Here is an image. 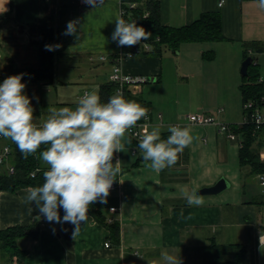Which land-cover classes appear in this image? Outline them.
Instances as JSON below:
<instances>
[{
    "label": "crops",
    "instance_id": "obj_1",
    "mask_svg": "<svg viewBox=\"0 0 264 264\" xmlns=\"http://www.w3.org/2000/svg\"><path fill=\"white\" fill-rule=\"evenodd\" d=\"M156 1L160 2L162 23L170 27L190 25L207 12H220L222 17L224 40L186 42L179 51H172L173 56H178L175 60L178 73H182L187 82L186 93L175 89L174 82L170 83L163 54H143L121 61L126 74L149 79L148 85L132 92L134 101L145 104L150 118L149 123L140 127L141 134L145 128L150 131L152 127H159L161 139L166 140L170 135L168 128L180 122L182 127L191 130L193 142L179 155L174 166L156 172L149 166L150 161H144L139 141L135 142L126 134L123 151L114 154L113 163L116 159L121 161V172L114 181L117 188L110 191L106 203L92 204L120 223L119 245L110 239V231L89 214L88 221L81 223L74 238L71 223L47 222L35 203L25 200L32 187L16 192L1 191L0 231L16 225L25 226L34 220L40 221L41 231L36 239H18L19 249L27 251L22 262L8 258L0 243V264H164L163 252L179 256L182 264H203L204 248L213 241L225 246L241 244L245 248L254 243L259 247L264 245L255 221L251 220L255 217L253 204L257 201L244 198L245 177L241 176L240 182L239 175L232 178V172L223 169L227 167L225 163L224 166L220 164L222 169L216 167L217 161H229L234 146L229 145L227 135L219 133L216 125L201 126L186 119L202 109L203 113L210 114L214 108V104H207L205 99L195 106L196 92L211 98L240 89L239 70L245 50L257 52L259 75L264 80V8L259 0ZM221 1L224 3L220 6ZM120 9L121 0H101L94 8L84 0H0V77L6 76L11 67L39 69L40 47L31 42L28 29L44 16L54 17L58 24L57 50L61 57L55 81L22 80L26 84L25 94L31 98L35 122L43 123L50 114L49 109L75 108L86 91L99 94L100 87L110 81V76L103 77V69L108 68L111 75L119 51L133 48L118 46V42L112 40L115 21L121 17ZM73 20L78 21L76 34L65 35L67 23ZM215 47L214 58L203 57L207 49L215 50ZM226 49L232 53L220 63L219 50L227 54ZM101 55L108 60L101 61ZM35 97L39 98L38 102ZM219 103L229 109V103ZM184 104L188 106H182ZM218 118L233 119L225 110ZM238 139L241 138L238 136ZM260 140L264 144L263 132ZM9 141L0 136V153L9 146ZM42 166L47 168L43 161ZM3 167L8 165H0ZM221 178L229 183L226 190L202 195L204 203L201 206L187 204L182 194L184 190L198 194L199 190L215 185ZM112 207H117L118 211L110 212ZM59 213L62 219V208ZM107 242L110 247L105 246ZM257 250L249 257L247 250L244 264H263Z\"/></svg>",
    "mask_w": 264,
    "mask_h": 264
},
{
    "label": "clouds",
    "instance_id": "obj_2",
    "mask_svg": "<svg viewBox=\"0 0 264 264\" xmlns=\"http://www.w3.org/2000/svg\"><path fill=\"white\" fill-rule=\"evenodd\" d=\"M84 2L94 8L101 0ZM259 4L264 8V0H259ZM115 22L112 40L118 42V46H135L152 37L151 32L134 20L118 17ZM77 25L78 21H69L64 34H76ZM46 49L52 50V46L46 45ZM128 57L131 58L130 53ZM23 75H10L0 83V136L10 139L25 158L37 153L41 145H48L39 153L47 166L44 183L30 188L25 200L35 203L47 222L74 225V238L81 223L88 221L90 206L107 202L110 189L121 172V161L116 159L113 163L114 154L123 151L126 133L139 121L147 119L148 109L127 100L119 89L107 102H102L100 95L92 91L85 92L75 108L49 109L48 117L38 124L31 98L25 94ZM35 99L39 101L38 97ZM168 131L170 135L166 140L161 139L159 127H152L150 131L145 128L139 137L142 157L150 161L149 166L156 172L174 166L194 139L188 127L173 125ZM182 194L189 206L204 203L197 191L184 190ZM161 259L164 264H182L179 256L168 252H163Z\"/></svg>",
    "mask_w": 264,
    "mask_h": 264
},
{
    "label": "trees",
    "instance_id": "obj_3",
    "mask_svg": "<svg viewBox=\"0 0 264 264\" xmlns=\"http://www.w3.org/2000/svg\"><path fill=\"white\" fill-rule=\"evenodd\" d=\"M134 4V7L131 5ZM121 6L125 9V20H134L138 26H142L146 31L152 33V37L146 42L150 43L152 50L141 55L152 54L162 55L163 51H179L181 45L186 42L205 43L219 42L225 39L222 31V17L220 12H207L200 15L192 24L180 28L166 26L161 21V6L156 0H121ZM29 35L31 42L40 47L41 65L39 69L19 70L11 67L9 73L0 77V83L10 75L24 74L22 80L33 82L55 81V70L61 57L57 50L58 43V24L54 17H41L37 25L30 27ZM47 46H52V50H47ZM249 49L244 52V60L249 57ZM215 50L210 49L203 53L206 59H212ZM258 64L253 57V63L248 68V75L242 79L240 86L242 100L245 103L249 99L264 95V82H260ZM253 71V72H252ZM248 78V79H247ZM117 85L108 82L100 87L99 95L102 102H107L108 98L116 91ZM133 93L126 90V99L133 100ZM145 107L142 101L138 102ZM142 119L141 121H143ZM234 132L242 140L239 150L240 166L248 168L247 176L256 178L264 174V160L260 155V147L264 145L260 140V134L254 133L252 125L233 126ZM264 133V130H263ZM137 142V141H135ZM10 155L4 165L14 167V173H10L8 167L0 168V192H16L23 188L38 187L44 183L43 173L47 170L42 166L39 153L45 150L48 145H41L37 153L29 155L27 158L20 152L17 146L10 140ZM3 165V166H4ZM36 172L35 176L31 174ZM259 203H264L261 199ZM89 215L96 221L105 226L110 231V239L115 245L120 244L121 229L117 220L109 221L106 215L93 205L89 208ZM41 231V223L34 220L28 225H16L0 231V243L4 253L11 260L16 259L22 262L27 255V251H21L17 245L19 238L32 237L38 238ZM205 261L203 264H244L247 256V249L241 244L220 245L211 242L204 248Z\"/></svg>",
    "mask_w": 264,
    "mask_h": 264
},
{
    "label": "rangeland",
    "instance_id": "obj_4",
    "mask_svg": "<svg viewBox=\"0 0 264 264\" xmlns=\"http://www.w3.org/2000/svg\"><path fill=\"white\" fill-rule=\"evenodd\" d=\"M207 50H210V49H207ZM226 51L228 52L227 49ZM230 53L232 52H228L227 54H222L219 50L220 63H223L228 57H230ZM162 54L164 58L165 73L169 76L168 78H170V83L173 85V82H174L175 85L173 86L175 87V89L179 90L180 92L186 93L184 91V88L186 87L187 82L184 80V76L181 75L182 73L181 74L178 73L179 72L178 67H177L178 65L177 63H175V60H178V56H173V53L171 50H165L163 51ZM215 55H216V47H215ZM249 56L257 59L258 54L257 52L256 53L249 52ZM242 63H241V66H242ZM257 68H258V72H261L260 67L258 66ZM239 72H240L239 75L242 80L243 76L241 75V67H240ZM103 74H104L103 77H106V78L110 76V72L108 71V68L103 69ZM145 85H148V84L146 83V84H143L142 86H145ZM200 94H201L200 92H196L194 95V98L196 99V102L194 103L195 106L202 104V99H205V102L207 104H214L213 111L217 110L218 108H224L225 114H230L233 118L230 121L221 120V122H225L228 124H231L233 122L232 124H236V125L237 124L241 125L244 123V117H245L244 116V102L242 100V95L240 93L239 88L235 90H230L227 92H222L219 95H213L211 96L212 101L209 100L211 99L209 96H206V95L200 96ZM224 101L230 104L229 109H227V107L222 103L217 104V102H224ZM182 106H188V104H184ZM200 113H203V109L198 112V114ZM216 117L218 118L219 116H216ZM218 120L220 119L218 118ZM227 142L229 143L230 146H234V150L231 153L232 155L229 161L228 160L226 162L217 161L216 167H218L219 169H222L220 164L223 165L225 163L227 164V167L223 165L224 166L223 169H226L228 171L230 170L232 172V178H234L235 175L236 176L239 175L238 179L240 182L242 181L241 176L245 177V182H244V186H245L244 195L245 196L244 198L246 201H253V200L257 201V203L255 202L253 204L256 206V210H255V217L251 220L255 221L257 225L256 227L259 230V234L263 235L264 234V203L259 204V201L261 199L264 200V188L260 185L258 176L256 178H250L246 176V173H248V168H240L239 159H238V151L240 147L239 139L236 141L229 140ZM260 155H261V158H264V145L260 147ZM258 247L259 246L256 245L255 243L251 245L250 247L247 246L246 249L248 250V257L251 254H255L256 250L258 249L257 251L261 253V263L264 264V245L259 248Z\"/></svg>",
    "mask_w": 264,
    "mask_h": 264
},
{
    "label": "built area",
    "instance_id": "obj_5",
    "mask_svg": "<svg viewBox=\"0 0 264 264\" xmlns=\"http://www.w3.org/2000/svg\"><path fill=\"white\" fill-rule=\"evenodd\" d=\"M224 1H221L220 6L223 5ZM135 5L132 4L131 7H134ZM121 17L126 14L125 9H120ZM152 50V46L150 43L146 41H141L140 44H137L133 46L132 49L126 51V50H120L119 53L114 58V65L113 70L110 75V82H113L117 85V89L121 90L123 96L126 98V90L134 91L135 89L139 88L143 84H146L149 82V79L145 76H134L131 74H126L121 66V61L124 58H129L128 54H131V58L141 55L144 52H149ZM94 57H91V60H93ZM101 61H107L108 58L105 55H101L99 58ZM260 82H264L260 78ZM87 92V91H86ZM224 108H218L215 111H211L210 114L206 113H196V114H189L186 119L193 124L201 125V126H207V125H216L219 129V133L226 134L229 140H238L237 134L233 130V125L221 122V120H218L216 116H219L223 114ZM244 123L241 125H252L254 128V133L259 134L263 132L264 130V95L249 99L244 103ZM149 114L147 116V119L143 121H139L137 126L130 129L128 131V134L136 141H139V137L142 136L140 132V127L144 124L149 123ZM175 125H182V123H176ZM240 146L242 144V140L239 139ZM11 148L10 146H5L2 152L0 153V165H4L7 162V159L10 155ZM264 160V158H262ZM9 172L14 173V167L8 166ZM36 172H33L31 174L32 177H34ZM260 184L264 187V174H261L258 176ZM117 188V184L114 182L110 191ZM118 211L117 207L110 208V212L116 213ZM113 218H110L109 221H112ZM260 242L264 243V234L260 237ZM106 247H110L111 244L109 242L105 243Z\"/></svg>",
    "mask_w": 264,
    "mask_h": 264
},
{
    "label": "water",
    "instance_id": "obj_6",
    "mask_svg": "<svg viewBox=\"0 0 264 264\" xmlns=\"http://www.w3.org/2000/svg\"><path fill=\"white\" fill-rule=\"evenodd\" d=\"M253 63V57L249 56L245 59L241 66V75L247 76L248 75V68ZM229 187V183L226 179L221 178L215 185L203 188L198 191L200 195H211V194H219L226 190Z\"/></svg>",
    "mask_w": 264,
    "mask_h": 264
}]
</instances>
